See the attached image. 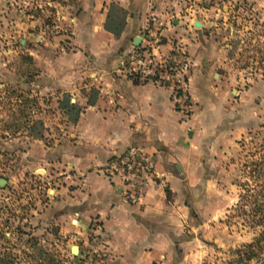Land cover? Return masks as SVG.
I'll list each match as a JSON object with an SVG mask.
<instances>
[{"label":"rangeland","instance_id":"obj_1","mask_svg":"<svg viewBox=\"0 0 264 264\" xmlns=\"http://www.w3.org/2000/svg\"><path fill=\"white\" fill-rule=\"evenodd\" d=\"M147 1L151 11L166 17L167 22L172 18L187 20L186 33L173 42L170 53L157 51L159 57L169 60L181 48L192 65L203 35L209 43L208 51L214 45L224 48L223 73L233 82L231 88L258 94L252 101L250 131L221 153L216 151L212 160H189V186L180 206L184 223L170 261L236 264L237 252L253 243L262 231V227L251 228L250 219L240 207L249 211L245 196L262 192L264 185V0ZM121 2L105 0L109 10L111 7L115 12L121 9ZM63 4L62 0H19L8 8L0 1V264L101 261L100 254L87 255L86 241L80 234L69 232L76 220L58 216L60 203L55 191L67 188V182L61 180L65 177L54 167L45 174L38 164L58 158L73 125L58 107L61 100L69 97L72 103L74 97L49 90L62 74L50 63L53 55L43 68V56L48 54L40 48H52V54L72 50L73 13ZM153 18L156 20L150 23L154 35L147 40L158 50L164 24ZM196 22L206 27L197 28ZM120 42L117 40L115 46L119 48ZM135 49L120 61V70L131 79L126 58ZM190 74L191 70L188 82ZM67 75L64 73L63 78H69ZM30 130L34 134L42 131L43 138L30 137ZM72 247H78L77 255L72 254ZM261 259L247 264H264Z\"/></svg>","mask_w":264,"mask_h":264},{"label":"crops","instance_id":"obj_2","mask_svg":"<svg viewBox=\"0 0 264 264\" xmlns=\"http://www.w3.org/2000/svg\"><path fill=\"white\" fill-rule=\"evenodd\" d=\"M17 1L3 0V5L9 8ZM65 1L63 6L73 13V48L52 54V48L41 46L48 54L42 66L53 55L50 63L62 75L49 90L71 94L80 117L71 125L58 158L41 160L39 169L47 174L54 167L65 177L61 180L67 188L55 191L58 216L76 220L69 232L84 237L87 255L100 254V264H170L184 223L180 206L189 186V160H212L216 151L221 153L250 131L252 101L258 94L231 88L233 82L223 73L224 48L214 45L208 51L201 35L188 82L192 113L184 118L174 108L170 88L125 76L120 61L136 38L141 39L140 48L146 47L154 35L150 21L156 18L151 17L164 24L163 41L155 50L163 54L170 53L173 42L186 33V19L167 22L151 11L147 0H123L119 5L126 12L125 27L116 38L104 30L109 12L105 0ZM200 24L201 29L206 27ZM64 73L69 78H63ZM130 146L152 156L159 178L150 183L137 206L125 200L121 183L104 172L108 162Z\"/></svg>","mask_w":264,"mask_h":264},{"label":"built area","instance_id":"obj_3","mask_svg":"<svg viewBox=\"0 0 264 264\" xmlns=\"http://www.w3.org/2000/svg\"><path fill=\"white\" fill-rule=\"evenodd\" d=\"M146 41V47H137L127 56V74L141 83L170 88L176 111L184 117L189 116L192 104L188 94V75L192 65L186 53L177 48L166 60L155 53L150 41ZM104 172L107 177L119 179L125 200L133 206L142 204L150 183L159 180L152 156L136 146L111 159Z\"/></svg>","mask_w":264,"mask_h":264},{"label":"trees","instance_id":"obj_4","mask_svg":"<svg viewBox=\"0 0 264 264\" xmlns=\"http://www.w3.org/2000/svg\"><path fill=\"white\" fill-rule=\"evenodd\" d=\"M114 6H112L113 8ZM119 13H124L122 18H118L117 15ZM117 14V15H116ZM125 18L126 12L123 9H118L117 12L111 9L108 12V16L106 22L104 24V30L114 37L119 38L124 31L125 27ZM68 97V96H67ZM58 109L67 117L68 121L72 124H76L80 117V107L71 103L70 98L63 99L59 102ZM41 125V123H40ZM33 130V129H32ZM30 130V137L34 139H42L43 132L33 133ZM255 170H253L254 172ZM263 191L257 194H247L245 196L246 203L250 204V210L245 211V207L241 206V213L245 214L251 223V228L262 227V231L258 235L257 238L253 241V243L244 247L243 251L237 252V258L235 259L236 264H247L252 262L253 260H258L263 257L261 261L264 262V185ZM243 200V198H242ZM2 260H0L1 262Z\"/></svg>","mask_w":264,"mask_h":264},{"label":"water","instance_id":"obj_5","mask_svg":"<svg viewBox=\"0 0 264 264\" xmlns=\"http://www.w3.org/2000/svg\"><path fill=\"white\" fill-rule=\"evenodd\" d=\"M194 25H195V27H197V28H201V27H202L201 24H200L199 22H196ZM140 42H141V39H140V38H136V39L134 40V42H133V46H134L135 48L139 47V46H140ZM71 252H72L73 255H77V254L79 253V249H78V247H72Z\"/></svg>","mask_w":264,"mask_h":264}]
</instances>
